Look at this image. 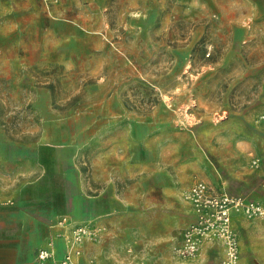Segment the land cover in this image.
<instances>
[{
  "label": "rangeland",
  "instance_id": "obj_1",
  "mask_svg": "<svg viewBox=\"0 0 264 264\" xmlns=\"http://www.w3.org/2000/svg\"><path fill=\"white\" fill-rule=\"evenodd\" d=\"M0 38L19 54L0 62L2 97L58 116L46 161L104 175L110 198L141 193L126 264H223L217 201L199 214L185 195L203 181L264 202V0H0ZM230 204L239 264H264V216ZM192 224L203 245L181 257Z\"/></svg>",
  "mask_w": 264,
  "mask_h": 264
},
{
  "label": "crops",
  "instance_id": "obj_2",
  "mask_svg": "<svg viewBox=\"0 0 264 264\" xmlns=\"http://www.w3.org/2000/svg\"><path fill=\"white\" fill-rule=\"evenodd\" d=\"M1 41L3 38L0 56L6 59L0 62L12 61L9 58L12 55L19 56ZM2 96L0 264H41L38 254L44 248L54 250V256L44 264H63L65 238L71 236L78 224L102 225L108 232L98 242L87 241L82 256L67 264H91L92 256L97 257L95 264H126L123 232L129 230L127 221L140 215L141 193L134 192L133 200L119 192L110 198L104 175L94 174L95 170L80 167L72 172L58 170L55 162L51 164L45 159L46 135L59 134L47 131L45 120L58 118L57 114L46 115V101L40 96L25 100L16 95ZM3 107L6 110H1ZM8 107L13 110L8 111ZM29 121H34L33 126ZM61 218L69 224L58 225ZM149 262L158 263V259Z\"/></svg>",
  "mask_w": 264,
  "mask_h": 264
},
{
  "label": "built area",
  "instance_id": "obj_3",
  "mask_svg": "<svg viewBox=\"0 0 264 264\" xmlns=\"http://www.w3.org/2000/svg\"><path fill=\"white\" fill-rule=\"evenodd\" d=\"M252 163L258 167L260 164V158H253ZM207 184L203 181L197 182L193 185L190 192L185 195V198L191 200L197 207V211L205 213L206 205L215 204L217 211V217L220 223H223V227L217 229V239L223 242L224 257L223 264H239V241L235 232L229 227L230 222V210L228 205L232 203L234 209L237 211H243L250 216L261 215L264 216V202L247 201L243 197L225 196L224 201H218V199H211L206 195ZM215 200V201H214ZM229 203V204H228ZM208 213V212H207ZM223 220L225 222H223ZM69 224V221L65 218H61L58 221V225L65 227ZM201 226L198 224H192L185 229L184 242L182 246L177 249L178 255L185 258H193L200 252L204 236L201 235ZM108 232V228L102 225L88 226L85 224H78L73 227L71 236L65 238L67 249L64 256L63 264H67L73 261L76 257L82 256L84 252V244L87 241L98 242L102 239V236ZM214 237H211V240ZM52 246V245H51ZM54 256V250L50 248H44L39 251L38 259L41 264ZM91 264H95L94 260L96 256H92Z\"/></svg>",
  "mask_w": 264,
  "mask_h": 264
}]
</instances>
